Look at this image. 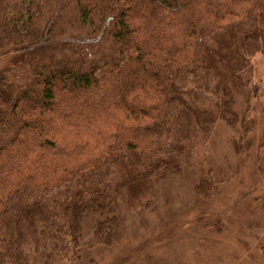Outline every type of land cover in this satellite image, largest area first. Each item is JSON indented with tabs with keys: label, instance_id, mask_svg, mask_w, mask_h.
Returning a JSON list of instances; mask_svg holds the SVG:
<instances>
[{
	"label": "trees",
	"instance_id": "trees-1",
	"mask_svg": "<svg viewBox=\"0 0 264 264\" xmlns=\"http://www.w3.org/2000/svg\"><path fill=\"white\" fill-rule=\"evenodd\" d=\"M259 54L264 0H0V264H100L126 192L155 212L152 178L219 195L210 136L239 125L247 150Z\"/></svg>",
	"mask_w": 264,
	"mask_h": 264
},
{
	"label": "rangeland",
	"instance_id": "rangeland-1",
	"mask_svg": "<svg viewBox=\"0 0 264 264\" xmlns=\"http://www.w3.org/2000/svg\"><path fill=\"white\" fill-rule=\"evenodd\" d=\"M251 69V88H257L251 105L259 119L247 150L239 153L236 148L239 125L220 120L210 136L208 166L224 179L219 195L209 201L196 200L198 173L188 168L164 179L152 178L143 187L135 185L136 190L142 187L155 196L156 210L144 211L143 201L132 204L131 194L126 192L116 206L124 218L116 234V249L103 248L99 260L96 258L100 264H135L147 257L159 264H264L260 250L264 239V173L258 171L256 163L264 130V54L255 57ZM90 217L82 223L87 235L94 225ZM222 225V231L218 230Z\"/></svg>",
	"mask_w": 264,
	"mask_h": 264
}]
</instances>
